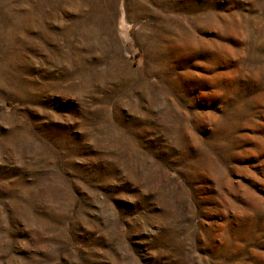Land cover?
Here are the masks:
<instances>
[{
	"label": "rangeland",
	"instance_id": "obj_1",
	"mask_svg": "<svg viewBox=\"0 0 264 264\" xmlns=\"http://www.w3.org/2000/svg\"><path fill=\"white\" fill-rule=\"evenodd\" d=\"M0 264H264V0H0Z\"/></svg>",
	"mask_w": 264,
	"mask_h": 264
}]
</instances>
